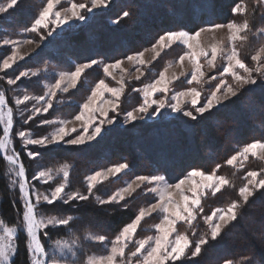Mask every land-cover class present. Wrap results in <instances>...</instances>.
Here are the masks:
<instances>
[{
    "label": "snow or ice",
    "instance_id": "obj_1",
    "mask_svg": "<svg viewBox=\"0 0 264 264\" xmlns=\"http://www.w3.org/2000/svg\"><path fill=\"white\" fill-rule=\"evenodd\" d=\"M66 2L67 6L57 10L62 0H46V4L30 25L23 28V33L34 34L33 38L2 40L4 46L10 47L11 54L0 59V73H4L0 80H4L9 86V91L13 92V99L9 101L5 91L0 90V154L10 165V186L15 190L18 185L22 219L15 226H9L0 219V264H12V257L19 247L18 233L24 235V245L30 264H80L79 253L76 250L80 240L105 243L106 237L103 234L94 235L89 231L71 242L55 239L46 248L42 240L50 239V230L66 228L75 219L71 215L65 218L54 209L60 205L73 207L94 203L101 211H105L104 206L121 204V201L125 200V195L132 196L137 189L145 194H155V202H149L148 206L141 207L134 219L122 228L111 241L108 255L99 260L90 258L87 264H169V262L175 264L177 261L187 264L188 261L200 256L205 246L221 244L230 230L238 227L240 209L248 204L256 193L264 195V177L257 178L260 173L247 172L245 177L247 183L238 190L239 199L233 200L227 208H216L211 214L204 215L202 219L207 226L206 231L193 240L192 237L196 236L193 222L197 221L198 215L204 211L202 198L209 191L215 196L221 192L223 186L230 183L224 176L216 174L221 167L219 164L211 174L196 168L189 169L184 178L174 184L169 182L166 173L140 175L111 195L102 197L96 194L100 192L98 185L110 176L115 177L125 172L129 168L127 161L88 175L86 191H68L72 167L69 163H62L56 167H38L29 180L22 156L26 154L30 161L37 162L44 155L41 150L88 151L95 148L117 126H134L136 121H142L145 117L159 120L165 118L167 114H179L175 116L176 119L187 118L183 123L189 128L204 122H212L218 131L231 132L229 116L234 111V106L256 88H260L264 93V59L261 57L264 48L251 56L252 61L256 62V66L251 67L240 57L235 46L230 52H225L218 45H213L209 53L198 42L202 33L212 31L213 28L225 27L231 34L230 40L244 39L239 33L248 28L247 21L243 24L229 22L226 25L201 27L193 32L184 29L166 31L155 39L150 49L146 50L153 53L152 61H157L158 58H162V53L173 45H182L185 51L175 61L181 66L179 74L167 75L169 67L172 66L169 63L159 71L158 76L145 83L143 87L132 89L138 92L143 100L138 107L125 111L121 108V96L126 85L124 73L128 70L122 65L125 60L130 62L139 73L135 77L137 80L146 73H151V69L148 68L149 62L143 58L144 51L125 54L123 59H116L114 62L105 63L92 59L85 63H77L72 71L45 63L42 68L36 70L19 71L18 74L14 70L12 75L7 73V70L14 69L18 60L25 59L23 55H18V49L24 44H35L37 48H41L42 45L47 46V43H51L49 38L55 39L54 33L56 36H63L65 33L86 28L97 16L104 14L103 10L109 8L111 0ZM258 3H264V0H258ZM20 4L21 0H6L5 3H0V14H8ZM231 11L233 15L243 14L246 7L237 3ZM132 17L131 11H124L110 22L119 25L126 18ZM57 29L60 31L57 32ZM201 58H204L209 68H216V74L205 78L206 74L201 70L203 67ZM185 60L192 65L190 78L186 77L182 67ZM219 60H226L221 65L222 70L217 68ZM94 65L102 67L104 76L116 80L119 86L111 87L104 79H100L91 88L90 95L79 104V110L72 119L48 118L46 114H50V110L55 111L54 101L58 93H68L69 89L77 88L85 71ZM43 74H48L47 78L51 82L44 84L42 95H33L27 91L19 94L21 88L25 86V80L44 79ZM181 77H185V80H180ZM178 80L189 87L186 90H175L174 81ZM205 84L208 85L206 90L203 87ZM11 104L18 110L21 121L19 130L14 128V110ZM259 106L264 110V95L261 96ZM221 113L225 115L221 117ZM189 121L194 123L189 124ZM75 122H79V127H68ZM232 122L234 123V120ZM31 124L49 126L51 131L45 128L46 134L34 136ZM23 125L29 127L24 128ZM14 137L20 144V151L14 146ZM257 149L264 152V142L247 144L241 151L228 158L226 164L235 166L238 159L246 160L249 155L255 157ZM260 158L264 159V156ZM58 177H62V181H57ZM186 184L190 185L188 189L190 196L182 190V186ZM40 185H47V188L41 191ZM49 189L51 191H48ZM174 192L179 194L180 203L173 199ZM45 205L52 207L45 208ZM45 212L52 214L45 215ZM153 213L161 215L159 222L154 225L155 235L136 238L141 222ZM189 231L191 236L188 234ZM129 245H134V250L129 248ZM223 264H236V261L226 257ZM241 264H264V244L244 257Z\"/></svg>",
    "mask_w": 264,
    "mask_h": 264
},
{
    "label": "trees",
    "instance_id": "obj_2",
    "mask_svg": "<svg viewBox=\"0 0 264 264\" xmlns=\"http://www.w3.org/2000/svg\"><path fill=\"white\" fill-rule=\"evenodd\" d=\"M237 3L246 7V11L241 15H233L231 11ZM44 4L45 0H21L18 8L0 17V34L9 36L22 31L25 26L30 25ZM124 11H131L133 17L126 18L119 25L110 22ZM103 12V15L97 16L86 28L65 33L63 36H55V39L50 40L51 43H47V46L38 53L18 65L15 73L36 70L39 66L43 67L45 63L65 71H72L77 63H85L92 59L105 63L114 62L116 59H123L125 54L142 51L151 46L155 39L166 31L184 29L193 32L201 27L229 22L247 21L248 23L246 39L244 38L245 41H242L238 48L239 55L247 65L250 62L249 57L246 56L264 44V8L257 0H112L109 8ZM174 51L180 53L179 49ZM3 55L0 52V58ZM169 58L166 57L160 61V66H163ZM7 73L12 75L13 71ZM3 75L4 73H0V76ZM100 79H103V75L99 69L86 71L77 88L61 97L58 96V102L62 101V104L55 105V111L50 110V114H46L48 118L71 119L78 112L79 104L86 98L91 86ZM24 85L21 88L22 91L33 95L40 94L29 85ZM0 89L5 91L9 101L13 99L12 92L9 91L4 80H0ZM262 95L264 93L261 89L256 88L234 106V111L229 116L231 132L218 131L212 122H204L189 128L183 123L187 118L183 117L137 121L134 126L113 128L95 148L88 151L41 150L44 155L37 162L30 161L26 154L22 156V161L29 180L38 167H56L62 163H69L72 167L68 191H86L85 178L88 175L127 161L128 171L119 179L98 185L100 192L96 194L102 197L110 195L123 180L140 175L166 173L169 182L176 183L184 178L189 169L196 168L211 174L219 164L221 167L216 173L224 176L230 183L215 196L203 198L201 204L204 211L198 215L197 221L193 224L196 236L192 239L195 240L206 231L202 219L204 215L216 208H226L233 200L239 199L238 189L242 172L257 171L264 174V164H248L244 169L235 172L226 165V160L247 144L264 142V110L259 106ZM140 100L141 97L138 95L131 98L124 97L121 100V108L128 111L138 106ZM10 106L14 110V128L19 130L21 121L18 110L14 104ZM220 115L223 117L225 114ZM23 127L29 126L23 125ZM45 128L51 131L49 126L31 124L34 136L46 134ZM14 146L17 151H20V144L15 137ZM9 169L10 165L0 154V219L9 226H15L22 219V206L18 188L14 190L10 186ZM57 181H62V177H58ZM33 183L38 182L33 181ZM45 188L47 185H40L41 191ZM92 199L94 201V197ZM148 199L149 196L138 189L121 204L104 206L105 211H101L94 203L73 207L60 205L54 211L65 218L71 215L75 219L66 228L50 230V239L42 240V243L47 248L55 239L73 240L90 231L94 235H105L107 246L122 228L134 219L139 209L149 204ZM240 214L238 227L231 229L221 244L205 246L202 254L188 261L187 264H223L226 257L234 259L236 264H241L244 257L258 250L264 244V195L260 192L256 193L250 202L240 209ZM154 217L151 216L141 222L136 238H144L139 235L140 232L150 233L145 228H149L158 221ZM188 234L191 236V231ZM17 243L19 247L12 259V264H30L23 233H18ZM103 246L100 243L81 239L77 250L80 264H86L87 257L90 255L105 254L106 249ZM175 264H181V261Z\"/></svg>",
    "mask_w": 264,
    "mask_h": 264
},
{
    "label": "rangeland",
    "instance_id": "obj_3",
    "mask_svg": "<svg viewBox=\"0 0 264 264\" xmlns=\"http://www.w3.org/2000/svg\"><path fill=\"white\" fill-rule=\"evenodd\" d=\"M112 1V0H111ZM258 1V0H257ZM6 0H0V3H5ZM80 2H83V0H80ZM45 4H46V0H45ZM263 6L264 8V3H259ZM62 6H67V2L66 0H62V4L61 5H58L57 6V10L61 9ZM42 10V9H41ZM40 10V11H41ZM39 14V13H38ZM5 14H0V17H3ZM239 15V14H238ZM241 15V14H240ZM245 21H241V22H234L236 24H243ZM226 25V24H225ZM248 29V28H247ZM247 29H245L243 32L239 33L240 36L244 37L246 39V33H247ZM60 30L57 29V32H59ZM230 33L228 32L227 28H213L212 31H208V32H204L201 34V36L198 38V42L200 44V46L202 48H204L205 50H208L209 53H210V49L213 45H218L221 49H223L225 52H230L232 50V47L235 46L236 50L238 51V48H239V45H241L242 41L244 42L245 40L244 39H237L235 41H232L230 40ZM56 36V34L54 33V37ZM34 37V34H25L23 33V30L22 31H19L15 34H12V35H9L7 36L6 34H0V52L2 53L3 56H1L0 59H2L5 55H10L11 54V49L9 46H4L2 44V40L3 39H26V38H33ZM38 39V37H37ZM53 38H49V40H51ZM47 43V42H46ZM44 46L42 45L41 48H37L35 44H24L22 47H20L18 49V55H23L25 57V59L23 61H20L18 60L17 61V64L14 65V69H9L7 70V72H12L16 69V67L22 63H24L26 60H28L30 57H32L33 55H35L36 53H38ZM151 46L143 49L142 51H144V59L149 62L148 63V68L151 69V73H146L145 76L141 77L139 80H137L135 77L137 75H139V73H137L135 71V68H133L130 64V62L126 61L124 62V64L122 65L123 68L127 69L128 71L126 73H124V79L126 81V85H125V91H124V94L121 96V100L126 97V98H131L135 95H138L139 97H141V102L142 103V96L138 93V92H135L133 91L132 89L133 88H141L143 87V85L145 83H148L150 82V80L152 78H155V76H158V73L159 71H162L166 66L169 65V63H171V67H169V70H168V73L167 75L168 76H171L173 73H176L177 75L179 74L180 70H181V66H178L175 61L178 60V57L179 55L183 54V51H185L183 49V46L182 45H173L172 48L170 49H167L165 53H162V58H158L157 61H152V55L153 53L150 51V50H146V49H150ZM261 48H264V44L263 45H260L258 46L257 48H255V50L249 55V56H246V57H249L248 61L250 62L249 66L251 67H255L256 66V62L252 61L251 59V56L252 55H255L257 51H259ZM175 49H179L180 50V53L179 52H175L174 50ZM239 53V51H238ZM169 58L168 61H165L164 65L160 66V61L164 60L165 58ZM241 57V56H240ZM261 57L262 59H264V53L261 54ZM226 62V60H219L218 63H217V68H221V65H223L224 63ZM201 63L203 64V67H202V71L205 72L206 76L205 78L207 79L208 76L210 75H213V74H216V68H209L206 63L204 62V58H201ZM159 65V66H158ZM183 70L185 71L186 73V77L187 78H190V73H191V70H192V65L191 63L188 61V60H185L184 63H183ZM39 68H42V66L38 67L37 69ZM97 70L99 69V71L102 73L103 75V79L105 80V82L107 84H109V86L111 87H118L119 85L116 83V80H113L112 78L110 77H105L104 76V73H103V70H102V67L100 66H97V65H94L93 68L91 69H87L86 71H90V70ZM74 70V69H73ZM222 70V68H221ZM85 71V72H86ZM118 72V70H117ZM47 75L48 74H43V76L45 77L44 79H40V78H32L31 81H28V80H25L24 81V84L26 85H29L30 87H32L31 89H34L36 92L40 93L39 95H42L43 92H44V84L45 83H48V82H51L48 78H47ZM117 79H119V75H117ZM229 80L231 79L230 77L228 78ZM180 80H185V77H181ZM180 80L178 81H174V84L176 85V89L175 90H186L187 87H189L188 85L186 84H181L180 83ZM97 83V82H96ZM8 86V85H7ZM95 84H93L91 86L94 87ZM9 87V86H8ZM15 87V86H13ZM199 87V86H197ZM204 89L206 90L208 85L205 84L204 86ZM91 88H90V91L88 93V95H90V92H91ZM1 90V89H0ZM74 89H69V92L72 91ZM4 91V90H3ZM68 92V93H69ZM11 93V92H10ZM24 91H22V89L20 90V93L19 94H23ZM66 93H58V96L61 97V95H64ZM12 97H13V92L11 93ZM161 94H157V96H160ZM58 96H57V99L54 101V106L55 105H58V103L62 104V101L61 102H58L59 99H58ZM87 98V96H86ZM85 98V99H86ZM155 98V97H154ZM139 106V105H138ZM138 106H135V107H138ZM134 107H132L131 109L129 110H132ZM128 110V111H129ZM162 111H165V110H162ZM110 115H112V113H110ZM179 114H167L165 116V118L163 119H171V118H175V116H177ZM72 119V118H71ZM123 120V116H121V121ZM160 120V119H159ZM142 121H157V119L155 118H148V117H145L144 120ZM137 122V121H136ZM73 126H76V127H79V122H75L74 124H69L68 127L71 128ZM123 127V126H122ZM241 149H239L237 152L241 151ZM236 152V153H237ZM257 152V156L253 157L252 155H249L248 158L246 160H237L235 162V166H231V165H227L228 168L232 169L233 172L235 171H240L242 169H244L245 167H247L248 164H258V165H263L264 164V159H261L260 157L264 156V152H261L259 149L256 150ZM235 153V154H236ZM2 155V154H1ZM264 166V165H263ZM111 167V166H110ZM107 167H105L104 169H106ZM102 170V169H101ZM128 169L125 171L127 172ZM247 171V170H246ZM125 172H122L120 174H118L117 176L115 177H109L107 180H104L102 181V183L106 182V181H109V180H117L119 179ZM259 173V172H258ZM217 174V173H216ZM242 178H240V187H242L245 183H247V180H246V174L247 172H242ZM218 175V174H217ZM222 176V175H220ZM264 177V174H261L257 177L258 179L259 178H262ZM87 178V177H86ZM86 178H85V181H86ZM10 179H11V176H10ZM134 178L132 179H128V180H123L118 186L117 188H115L112 193H114L115 191H117L118 189L124 187L127 185V183H130ZM198 179V178H196ZM178 182V181H177ZM101 183V184H102ZM174 184V183H173ZM18 188V185L16 186ZM228 187V185H225L222 187L221 190H223L224 188ZM239 187V188H240ZM190 188V185L189 184H186L184 186H182V190L185 191V193L187 195H191L190 192H188V189ZM138 190V189H137ZM239 190V189H238ZM141 191V190H140ZM110 193V195L112 194ZM144 193V192H142ZM134 194V193H133ZM217 194V193H216ZM144 195H148L149 196V199H148V202H155V199H156V196L155 194H145ZM212 193L209 191L205 194L204 197L206 196H211ZM131 196H127L125 195V199L129 198ZM203 197V198H204ZM203 198L201 200V203L203 201ZM173 199L177 202V203H180V199H179V194L174 192L173 193ZM122 202V201H121ZM148 206V205H147ZM146 207V206H145ZM227 208V207H226ZM213 211V210H212ZM211 211V212H212ZM211 212L209 214H211ZM152 216H155L154 219L158 220L156 223L159 222L160 218H161V215L158 214V213H153ZM157 216V217H156ZM151 216H146L145 219L149 218ZM144 219V220H145ZM195 222V221H194ZM193 222V224H194ZM154 223L152 226H150L149 228H145L147 229L148 231H150V233L147 232V234L145 232H140L141 229L139 232L141 236L143 237H146L148 235H155V229H154V225L156 224ZM204 223V222H203ZM206 226V225H205ZM140 227V226H139ZM138 227V229H139ZM187 227V226H185ZM207 228V226H206ZM137 233H138V230H137ZM144 233V234H143ZM66 241H69L71 242L72 240L68 239ZM112 241V240H111ZM111 241H110V244L107 246L105 245V243H100L98 241H93L92 243H100V244H103L104 248L106 249V253L103 254V255H90L87 257V260H86V264H87V261L91 258V259H96V260H99L101 257L103 256H106L109 254L110 252V248H111ZM129 248H131L132 250H134V245H129ZM76 250H78V245H77V248ZM127 251V250H126ZM13 259V257H12ZM183 259V258H182ZM170 263V262H169Z\"/></svg>",
    "mask_w": 264,
    "mask_h": 264
}]
</instances>
